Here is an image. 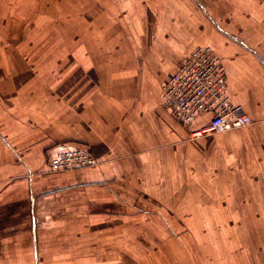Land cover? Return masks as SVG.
<instances>
[{
	"label": "crops",
	"instance_id": "crops-1",
	"mask_svg": "<svg viewBox=\"0 0 264 264\" xmlns=\"http://www.w3.org/2000/svg\"><path fill=\"white\" fill-rule=\"evenodd\" d=\"M129 8L134 20H70L65 54L46 60L0 20V264H26L30 251L39 263L38 218L57 233L95 218L108 232L134 219L143 234L161 225L199 233L231 215H221L223 200L264 220V0ZM199 46L218 56L248 127L192 139L210 115L184 127L163 106V84ZM61 144L99 164L50 171Z\"/></svg>",
	"mask_w": 264,
	"mask_h": 264
},
{
	"label": "rangeland",
	"instance_id": "rangeland-1",
	"mask_svg": "<svg viewBox=\"0 0 264 264\" xmlns=\"http://www.w3.org/2000/svg\"><path fill=\"white\" fill-rule=\"evenodd\" d=\"M131 4L134 0H0V20L14 22L28 54L46 60L56 50L66 51L70 20H134ZM190 138L198 137L192 132ZM243 202H236L232 211L227 201H219L221 215H231L199 233L184 228L172 232L165 226L162 230L161 225L143 234L134 232V219L127 217L121 233L96 227L102 223L96 218L90 226L75 227V232L57 233L51 230L50 217L43 225L38 218V264H264V220L259 223L253 207L251 215L236 211ZM25 257L26 264L37 262L31 251Z\"/></svg>",
	"mask_w": 264,
	"mask_h": 264
},
{
	"label": "built area",
	"instance_id": "built-area-1",
	"mask_svg": "<svg viewBox=\"0 0 264 264\" xmlns=\"http://www.w3.org/2000/svg\"><path fill=\"white\" fill-rule=\"evenodd\" d=\"M162 103L182 125L189 126L201 115H210L206 126L193 132L196 137L221 134L229 129L248 127L252 120L241 106L229 101L225 71L209 46L196 47L162 86ZM97 164L86 148L59 146L48 162L53 172L86 169Z\"/></svg>",
	"mask_w": 264,
	"mask_h": 264
}]
</instances>
